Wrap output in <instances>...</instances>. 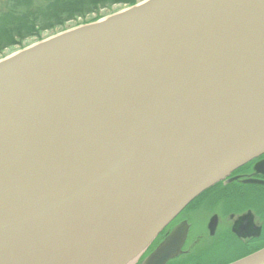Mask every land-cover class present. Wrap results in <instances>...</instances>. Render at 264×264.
Masks as SVG:
<instances>
[{
	"label": "water",
	"instance_id": "1",
	"mask_svg": "<svg viewBox=\"0 0 264 264\" xmlns=\"http://www.w3.org/2000/svg\"><path fill=\"white\" fill-rule=\"evenodd\" d=\"M261 154L264 0H142L39 40L0 59V264L135 263Z\"/></svg>",
	"mask_w": 264,
	"mask_h": 264
},
{
	"label": "rangeland",
	"instance_id": "2",
	"mask_svg": "<svg viewBox=\"0 0 264 264\" xmlns=\"http://www.w3.org/2000/svg\"><path fill=\"white\" fill-rule=\"evenodd\" d=\"M5 0H0V6L2 7L1 3H3ZM142 0H138L137 2H140ZM114 0H54L52 3V7L50 12H46L44 15H29L27 16V19L23 18V23H21V27H18V22L16 20H11L8 22L6 26L0 31V59L10 55L12 52H15L19 49H22L26 46H29L39 40H42L44 38L50 37L51 35H54L56 33H59L61 31H64L66 29L73 28L75 26L92 22L95 20H98L100 18H103L107 15H111L112 13H115L119 10L124 9L127 7L124 4L115 3ZM136 2V3H137ZM48 13V14H47ZM71 15V19H66L67 15ZM56 16V17H55ZM59 18L62 21L65 19L66 21H63L61 25H54L51 27L49 23L53 21V19ZM7 23V22H6ZM264 164V158L257 161L254 166V170H261L262 165ZM233 181V180H232ZM247 182H252L251 185L247 184L242 186V188L236 187L237 185L231 182V184H227L226 189L224 191H221L220 194L224 195H230L234 194L237 191L241 190H247L249 192H258V195L262 192V186H264V178H254L251 180H246ZM233 186V187H232ZM247 188V189H245ZM254 190V191H252ZM219 196L221 197V195ZM218 196V197H219ZM232 206L227 207L229 209H234L235 207H244L245 203L238 202L237 199L232 201ZM250 204H252L250 202ZM258 204V202H257ZM225 205V207H226ZM249 205V203H248ZM259 205V204H258ZM223 208V206L218 207V211L225 212L226 208ZM256 207V206H255ZM247 208V207H245ZM258 208V207H257ZM213 209L211 207L204 206L201 211L198 212V216L194 217L193 221V228L192 231H189V237L188 240H186V244L184 246V252L183 254H180L176 256L175 261L181 259L184 261L186 260L187 255L193 254L195 251L199 250L201 253L200 256H203V254L209 249L206 247V244L200 243L202 240V237H195L196 235L195 231H199L201 229V223L204 220V224L207 221V214H210ZM225 210V211H223ZM253 212V211H252ZM261 213V212H260ZM247 216L250 214L247 213ZM253 214H255L253 212ZM259 212L257 211V215ZM262 214V213H261ZM256 215V214H255ZM256 215L254 223L255 226L258 224V220L260 221L261 218ZM245 216V214H244ZM240 217L241 219H248L247 216ZM258 217V218H257ZM262 232H264V219L262 218ZM203 224V226H204ZM202 226V227H203ZM263 240H264V234H263ZM264 242V241H263ZM199 245V246H198ZM198 246V247H197ZM205 246V247H203ZM216 249V248H212ZM150 249H148L149 251ZM204 251V252H203ZM234 252V251H233ZM233 252H231L230 249L228 251H224L222 255L214 256L212 252L209 254H212V256L206 255L204 258H200L196 260L194 264H209L216 262L217 259H220L222 257L232 256L234 255ZM241 254V253H240ZM185 257V258H184ZM197 257V256H195ZM194 257V258H195ZM143 258V255L137 259V261L133 264H140L141 260ZM194 260V259H193ZM180 262V261H179Z\"/></svg>",
	"mask_w": 264,
	"mask_h": 264
},
{
	"label": "flooded vegetation",
	"instance_id": "3",
	"mask_svg": "<svg viewBox=\"0 0 264 264\" xmlns=\"http://www.w3.org/2000/svg\"><path fill=\"white\" fill-rule=\"evenodd\" d=\"M264 158V154H261L257 158L251 160L250 162L238 167L232 171L228 176H225L224 179L215 183L211 187L207 188L201 192L197 197L193 198L190 203H188L168 224L166 227L161 230L157 236L153 239L150 244V252L170 231L175 225L185 222L187 225L186 237L182 246V251L184 252V246L186 240L189 237V231L193 226V219L195 216H198V212L202 210L204 206L211 207L213 210L207 214V221L204 224V220L201 223V229L199 231L193 230L195 232V237H202L200 243L206 244L208 248H221L223 251H228V249L233 252L234 255L222 257L217 259L216 262L209 264H217L218 262L223 261L224 259H232L237 257L240 253H244L254 247L263 243V232H262V221L258 220V224L254 223L256 215L253 212L245 207H235L234 209H229L227 207L226 199L220 197L219 194L221 191L227 190V184L233 182L236 184V187L242 188L244 185H251L252 182H247L246 180H251L254 178L263 179L264 178V169L261 167V170H254V165L257 161ZM233 180V181H232ZM233 187V186H232ZM202 194V195H201ZM221 196L224 194H220ZM219 196V197H218ZM226 205V207H225ZM223 206L226 208L225 212L218 211V207ZM230 207V206H229ZM247 213L250 215L247 216ZM247 216L248 219H241L242 216ZM244 216V217H245ZM258 218V217H257ZM204 224V226H203ZM203 226V227H202ZM199 246V245H198ZM197 246V247H198ZM205 247V246H203ZM207 252V251H206ZM218 254H216V253ZM224 253V252H223ZM216 250L214 255H222ZM179 254V255H180Z\"/></svg>",
	"mask_w": 264,
	"mask_h": 264
},
{
	"label": "trees",
	"instance_id": "4",
	"mask_svg": "<svg viewBox=\"0 0 264 264\" xmlns=\"http://www.w3.org/2000/svg\"><path fill=\"white\" fill-rule=\"evenodd\" d=\"M114 1H116L115 3H120V5L124 4L126 6H128V5L131 6L132 4H135L138 0H114ZM53 2H54V0H5L3 3H1L2 7L0 6V31L11 20H16V22L19 23L18 27H16V28H19V27H21V23H23V18L27 19V16H29V15H33V14L44 15V14H46V12H48V11L50 12L49 9H51ZM70 16H71L70 14L67 15L66 19H68V20L71 19L72 17H70ZM63 21H66V20L64 19ZM63 21L59 18H55L49 24L52 27L54 25H61L63 23ZM245 189H247V188H245ZM252 191H254V190H252ZM204 193L205 192H203L202 194H204ZM221 197L227 198L226 203L228 206L234 205V204H232V201L235 199H237L238 202H240V204L245 203L244 207H247V209L253 211L256 215H257V211H258L259 214L257 216L260 218L262 217L264 219V186H262V192L260 193V195H258V192H256V191L249 192V191L243 189L241 191H237L234 194L222 195ZM250 202L252 204H250ZM257 202L259 205L257 204ZM248 203H249V205H248ZM262 218H261V220H262ZM263 234H264V232H263ZM263 246H264V242L262 244L258 245L257 247H254L248 251H245L244 253L237 255V257L235 256L232 259H227V260L224 259L223 261L218 262L217 264H226V262L228 263V262L233 261L237 258H240L244 255H247V254L259 249L260 247H263ZM215 250L219 253L224 252L223 250H221V248H218V249L209 248V249H207V252H205L203 254V256H200L201 253L199 252V250H197L193 254L185 256L186 257L185 261H184V259L183 260L179 259V260L175 261V258H176L175 257V258L169 260L168 262H166V264H194L195 262H197L196 260H198L200 258H204L206 255L212 256V254L214 253ZM210 252H212V254H209ZM216 254H218V253H216ZM195 256H197V257H195Z\"/></svg>",
	"mask_w": 264,
	"mask_h": 264
},
{
	"label": "bare ground",
	"instance_id": "5",
	"mask_svg": "<svg viewBox=\"0 0 264 264\" xmlns=\"http://www.w3.org/2000/svg\"><path fill=\"white\" fill-rule=\"evenodd\" d=\"M151 143H152V140H151V139H145V141H144V143H143V145H142V149H140L141 152L138 153V155H139V154H142L143 152H145V151L149 148V146L151 145ZM138 155H137V156H138ZM133 261H134V260L130 261L128 264H132Z\"/></svg>",
	"mask_w": 264,
	"mask_h": 264
}]
</instances>
